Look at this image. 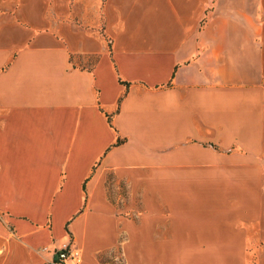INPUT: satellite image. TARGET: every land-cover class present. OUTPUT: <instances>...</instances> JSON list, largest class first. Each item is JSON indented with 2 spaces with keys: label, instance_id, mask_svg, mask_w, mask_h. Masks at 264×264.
Returning a JSON list of instances; mask_svg holds the SVG:
<instances>
[{
  "label": "crops",
  "instance_id": "obj_1",
  "mask_svg": "<svg viewBox=\"0 0 264 264\" xmlns=\"http://www.w3.org/2000/svg\"><path fill=\"white\" fill-rule=\"evenodd\" d=\"M76 1L0 0V264H247L262 184L216 176L264 156V0Z\"/></svg>",
  "mask_w": 264,
  "mask_h": 264
},
{
  "label": "rangeland",
  "instance_id": "obj_2",
  "mask_svg": "<svg viewBox=\"0 0 264 264\" xmlns=\"http://www.w3.org/2000/svg\"><path fill=\"white\" fill-rule=\"evenodd\" d=\"M96 1V6L99 7L101 0ZM84 2V0H82L81 2L76 1V3H80L85 6ZM98 16L99 15L97 12V18ZM92 18H95V11L92 12ZM103 29L104 27L102 26L100 30L103 31ZM96 59L97 55H81L79 57H74L73 61L77 63L79 67L92 68V66L95 64ZM252 166L254 169L248 170L246 173L242 172V176H240L239 172H231L229 175H217L216 177H222L231 180L246 177L249 182H254L258 180L262 184V186L249 185L247 187H244V189H246V194L248 195H262L264 198V156H260L257 160L253 161ZM108 176L110 180L108 186L109 193L111 195L115 207H117L119 213H122L125 216L133 218L137 221L140 216V213L144 211L143 205L140 202L141 195H138L136 197L137 200L135 201V203H131L129 201V188L127 187V183L124 181L117 180L116 178L112 177L111 174H109ZM234 184L235 183H232V185ZM238 189L239 187L235 186H229L227 188L230 193H235ZM245 238L247 240L248 246L247 264H264V219L262 228L261 225L257 222L249 224L247 226V234L245 235ZM57 244H61V240L57 241ZM44 253V257H48L49 248ZM101 261L107 264H123L119 247H115V250L110 253L101 255Z\"/></svg>",
  "mask_w": 264,
  "mask_h": 264
},
{
  "label": "trees",
  "instance_id": "obj_3",
  "mask_svg": "<svg viewBox=\"0 0 264 264\" xmlns=\"http://www.w3.org/2000/svg\"><path fill=\"white\" fill-rule=\"evenodd\" d=\"M109 47H110V44H109ZM72 59H73V56H71V60ZM121 83L124 84L126 88H128L130 86V83L129 82H123V81H121ZM170 85H171V82H169L166 86L169 87ZM119 103H120V101H119ZM106 116H107V121H108L109 125H112V115L107 114ZM124 142H125V139H121V138L118 137L116 139L115 143L113 144V146L121 145ZM83 189L85 190V184L83 185ZM69 249L70 248H69V245H68L65 248L57 251L56 254H55L54 260H53V262L51 264H62V263H64V260H61L59 258V255L61 253H64V252H66V253L69 252Z\"/></svg>",
  "mask_w": 264,
  "mask_h": 264
},
{
  "label": "built area",
  "instance_id": "obj_4",
  "mask_svg": "<svg viewBox=\"0 0 264 264\" xmlns=\"http://www.w3.org/2000/svg\"><path fill=\"white\" fill-rule=\"evenodd\" d=\"M69 255H70V253L69 252H64V253H61L60 255H59V258L61 259V260H65V259H67L68 257H69Z\"/></svg>",
  "mask_w": 264,
  "mask_h": 264
}]
</instances>
